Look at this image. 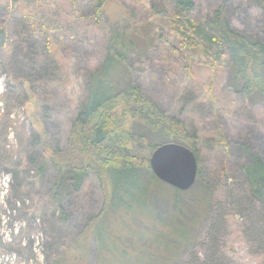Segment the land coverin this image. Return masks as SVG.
<instances>
[{
	"label": "rangeland",
	"instance_id": "374dc122",
	"mask_svg": "<svg viewBox=\"0 0 264 264\" xmlns=\"http://www.w3.org/2000/svg\"><path fill=\"white\" fill-rule=\"evenodd\" d=\"M193 1L192 17L203 20L224 3ZM87 2L76 0V14L69 0H0V26L9 33L0 49V264H117L92 236L101 219L104 233L114 236L127 233L124 222L140 228L149 239L144 242L151 258L163 257L160 264H264V192L254 198L239 169L247 159L243 143L264 161V99L241 91L230 78L227 59L213 65L198 47L191 55L172 51L171 45H178L164 19L175 10L171 0H108L102 26L86 11ZM223 6L231 29L264 45L259 3L227 0ZM130 15L144 37L132 54L136 83L168 116L201 135L199 177L211 205L188 242L175 248L167 240L157 244L144 224L135 225L119 213L106 220L103 191L94 175L79 193L66 198V220H60L47 194L53 177L49 165L45 179L27 166L30 156L66 149L73 112L85 98L84 76L102 60L104 30ZM46 36L54 44L56 63L40 73L27 55H42ZM25 77L35 79L32 94L21 81ZM43 128L47 151L34 140ZM153 209L166 220L172 216L163 202ZM182 215L185 221L187 215ZM134 248L129 255L141 256L143 262L145 254Z\"/></svg>",
	"mask_w": 264,
	"mask_h": 264
},
{
	"label": "trees",
	"instance_id": "16d2710c",
	"mask_svg": "<svg viewBox=\"0 0 264 264\" xmlns=\"http://www.w3.org/2000/svg\"><path fill=\"white\" fill-rule=\"evenodd\" d=\"M69 1L75 13H79L76 0ZM107 1L88 0L85 5L93 21L101 26L103 6ZM171 1L175 10L165 15L164 19L178 45H171L172 51L191 55L193 48L198 47L196 51L213 65L227 59L230 78L241 91L264 99V45L228 26L223 15V4L227 0H223L224 3L216 7L206 20L192 17L193 0ZM254 1L264 9V0ZM27 16L37 21L34 14L28 13ZM129 17L104 30L102 60L84 76L85 98L73 112L66 149H49L48 155L30 156V165L27 166H32L38 178L45 179L49 165L53 177L47 182L50 184L47 194L56 206L60 220H66L62 205L66 198L79 193L86 179L94 175L103 191L102 212L106 220L111 216L117 218L119 213L122 218L125 216L133 220L135 225L144 224L150 234L156 236L157 244V240H167L168 245L175 248L176 244L185 245L188 242L193 227L207 215L211 205L210 192L206 190L208 187H202L199 177L197 145L201 135L189 130L179 119L168 116L143 94L136 83L132 54L137 52V42L144 37L140 24L131 15ZM7 34V28L0 26V49L7 44ZM53 46L50 37L46 36L42 55L27 53L29 63L36 64L40 73L56 63L51 54ZM185 61L188 67V58ZM21 81L28 84L32 94L35 79L25 77ZM45 134L43 128L42 132H36L34 140L47 151L50 144ZM167 142L186 146L196 157V179L187 190L181 191L162 182L150 169L148 160L151 153ZM242 150L247 159L239 166L241 177L251 195L261 198L264 192V161L251 152L246 143H243ZM6 157L11 161V155ZM156 202L165 203L168 212H172L168 220L155 213ZM183 213L187 215L185 221ZM100 221L94 225L92 236L111 253L117 264L162 262L163 257L157 261L151 258L150 248L144 242L149 239L140 228L124 222L128 227L126 236H114L112 232L104 233L106 228ZM167 229L168 232H165ZM169 232L171 235L167 234ZM129 248L145 254L143 262L139 259L141 256H130ZM170 248L166 247L169 251ZM131 258L136 261L130 262Z\"/></svg>",
	"mask_w": 264,
	"mask_h": 264
},
{
	"label": "water",
	"instance_id": "95a60500",
	"mask_svg": "<svg viewBox=\"0 0 264 264\" xmlns=\"http://www.w3.org/2000/svg\"><path fill=\"white\" fill-rule=\"evenodd\" d=\"M149 166L159 180L181 191L189 189L196 179L194 153L175 142L158 146L149 157Z\"/></svg>",
	"mask_w": 264,
	"mask_h": 264
}]
</instances>
